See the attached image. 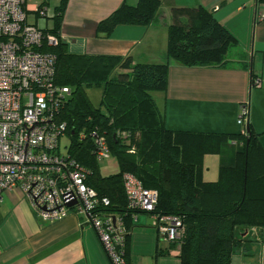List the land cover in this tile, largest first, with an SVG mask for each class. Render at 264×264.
I'll use <instances>...</instances> for the list:
<instances>
[{
    "label": "trees",
    "instance_id": "16d2710c",
    "mask_svg": "<svg viewBox=\"0 0 264 264\" xmlns=\"http://www.w3.org/2000/svg\"><path fill=\"white\" fill-rule=\"evenodd\" d=\"M67 1L56 6L54 27L45 30L58 37V44L42 50L57 55L56 82L70 88L58 114L70 140L67 154L87 171L86 183L100 202L108 201L103 210L123 220L128 230V264L130 231L140 211L128 207L125 174L134 175L145 188L157 190L155 213L182 221L179 238L165 241L168 248L158 249L159 255L178 249L181 264H233L236 252L247 249L250 230H264V146L260 135L250 122L245 132L238 134L170 130L154 93L166 91L171 61L187 67L228 66L229 53L238 46L236 39L211 10L165 0L172 13L167 61L144 63L134 62L131 56L77 54L59 33ZM163 3H124L99 22L96 34L109 37L120 25L147 26L160 18ZM92 85L103 88L99 108L85 91ZM96 134L106 139L111 155L117 158L116 173H101ZM231 141L241 144L234 164L221 166L216 180H205L204 157L219 153Z\"/></svg>",
    "mask_w": 264,
    "mask_h": 264
},
{
    "label": "crops",
    "instance_id": "0c3cea01",
    "mask_svg": "<svg viewBox=\"0 0 264 264\" xmlns=\"http://www.w3.org/2000/svg\"><path fill=\"white\" fill-rule=\"evenodd\" d=\"M45 0H26L27 20L44 29L54 27L53 15L61 0L54 1L52 15L37 9ZM160 18L147 26L120 25L111 36L98 37L99 22L122 4L136 6L138 0H68L60 23V37L77 54L131 56L134 62L167 61L168 25L171 8L165 2ZM177 6L203 7L236 39L226 67H187L170 62L168 86L156 100L165 115L166 127L175 131L238 134L246 126L238 119L248 109V122L264 146V0H172ZM254 75V76H253ZM254 79L261 80L254 85ZM238 141L225 143L217 154L203 161V177L218 178L221 166H231ZM214 164V165H213ZM215 168L214 173H207ZM215 178V179H214ZM112 216H117L112 213ZM247 249L233 256V264H264V230L252 228ZM168 243L160 236L150 213L133 218L128 259L130 264H181L179 250L159 255ZM0 264H108V258L92 225L71 212L66 218L44 223L33 211L24 193L15 188L0 200Z\"/></svg>",
    "mask_w": 264,
    "mask_h": 264
},
{
    "label": "built area",
    "instance_id": "2783aa9c",
    "mask_svg": "<svg viewBox=\"0 0 264 264\" xmlns=\"http://www.w3.org/2000/svg\"><path fill=\"white\" fill-rule=\"evenodd\" d=\"M47 10L41 6L37 12L45 19ZM0 39V200L3 192L19 188L44 223L71 212L84 216L108 264H128L123 220L103 210L108 201L101 203L88 186L87 171L60 150L66 124L58 114L70 88L56 82L57 55L42 50L57 45L58 37L28 22L26 0H0ZM247 116L245 106L238 123L246 126ZM95 137L97 159L111 156L106 139ZM124 183L128 207L150 213L163 240L178 239L181 219L155 213L157 190L145 188L132 174L124 175Z\"/></svg>",
    "mask_w": 264,
    "mask_h": 264
},
{
    "label": "rangeland",
    "instance_id": "374dc122",
    "mask_svg": "<svg viewBox=\"0 0 264 264\" xmlns=\"http://www.w3.org/2000/svg\"><path fill=\"white\" fill-rule=\"evenodd\" d=\"M54 1H51L50 3V9H49V15H52L53 13V8H54ZM86 94L88 95L91 103L94 105V107L99 108L101 107V99H102V93H103V88L102 86L98 85H92L85 87ZM159 93H154V96H158ZM70 144V140L68 136L65 134L61 137V148L60 150L63 153H67L68 146ZM100 165V170L103 175H110L113 173H116L119 169V164L118 160L114 156H109L108 158L101 159L99 161ZM214 165V164H213ZM212 170L207 173L208 176L212 175L214 173L215 168H211ZM215 179V178H214ZM217 179V178H216Z\"/></svg>",
    "mask_w": 264,
    "mask_h": 264
},
{
    "label": "water",
    "instance_id": "95a60500",
    "mask_svg": "<svg viewBox=\"0 0 264 264\" xmlns=\"http://www.w3.org/2000/svg\"><path fill=\"white\" fill-rule=\"evenodd\" d=\"M248 127V126H247Z\"/></svg>",
    "mask_w": 264,
    "mask_h": 264
}]
</instances>
